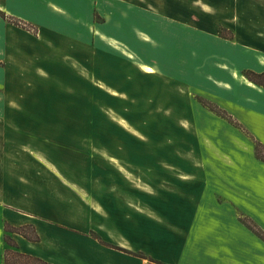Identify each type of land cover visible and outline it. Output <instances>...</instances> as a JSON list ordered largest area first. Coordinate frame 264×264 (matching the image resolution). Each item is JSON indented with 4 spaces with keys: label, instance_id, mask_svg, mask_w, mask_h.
Wrapping results in <instances>:
<instances>
[{
    "label": "rangeland",
    "instance_id": "1",
    "mask_svg": "<svg viewBox=\"0 0 264 264\" xmlns=\"http://www.w3.org/2000/svg\"><path fill=\"white\" fill-rule=\"evenodd\" d=\"M115 2L116 6L100 0V9L94 12L95 25L84 21L75 37L83 57L76 59L65 52L74 46L50 42L43 36L42 27L13 15L5 8V0H0V152L10 164L27 168L15 169L18 174L28 175L32 169L33 173L45 169L66 174L62 183L67 184L68 206L82 218L72 215L68 220L73 226L67 228L75 232H67L69 249H92L90 234L98 233V228L104 240L111 242L110 236L113 244L125 243L122 215L127 206L131 217L125 222L132 233L155 237V254L150 257L167 264H190L186 240L176 229L164 226L170 220L163 214L152 213L154 201L162 194L156 181L172 187L167 177L155 179L160 175L155 164L192 163L194 158L201 166L204 123L210 126L218 120L192 98H203L199 87L203 63L219 65L220 58L204 57L201 37H196L194 52L187 44L180 47L181 54L175 46H162L172 58L168 56V61L162 59L166 56L162 52L145 46L142 59L161 63L167 72L179 74V80L175 77L172 81L171 76L160 72L137 73L135 65H128L124 57L122 23L113 20L116 11L121 13L122 2ZM39 4L37 0H8L7 5L29 17ZM54 13L61 16L57 9ZM214 49L219 51L217 44ZM131 59L140 62L136 56ZM246 71L251 70L244 68L242 73ZM187 73L197 85H188L184 78ZM240 91L252 96L249 89ZM246 104L238 109L250 125L251 112ZM48 131L52 135L49 140L44 134ZM58 132L62 133L59 139ZM184 171L170 172L180 180L189 179ZM196 174L193 179L201 184V171ZM143 188L151 197L148 202L140 198ZM110 193L116 195L115 202H107ZM110 208L114 215L107 214ZM138 217L146 224H140ZM73 221L80 222L75 226ZM2 237L5 251L9 247L5 232ZM134 243L138 246L141 241L134 239ZM67 259L68 264H76L74 251Z\"/></svg>",
    "mask_w": 264,
    "mask_h": 264
},
{
    "label": "crops",
    "instance_id": "2",
    "mask_svg": "<svg viewBox=\"0 0 264 264\" xmlns=\"http://www.w3.org/2000/svg\"><path fill=\"white\" fill-rule=\"evenodd\" d=\"M37 1L40 2L39 9H34V14L29 17L12 11L7 5L8 0H5L4 6L13 15L42 27L43 36L50 42H64L74 46V50L65 51L68 55L76 59L83 57L82 47L77 49L78 41L75 37L81 33L85 20L95 25L94 12L100 9V0ZM106 1L115 6V1L122 2V11H116L113 20H121V40L126 49L124 57L128 59V65H135L137 73H147L142 69L143 66L151 69L147 75L160 72L171 76L172 81L175 77L179 80V74L167 72L161 63L143 60L144 47L149 46L162 52L166 55L162 59L168 61L171 56L164 48L165 44L178 48V54H181L180 47L182 49L184 44L194 52L196 37H201L204 57L220 58L219 65L203 63L202 86L199 85L203 98L225 110L264 146V88L250 82L242 73L244 68L264 73V0ZM55 9L61 11V16L54 13ZM40 10L49 15L44 16ZM221 29L229 33L231 39L221 37ZM208 42L207 50L205 44ZM214 44L218 45V52ZM132 56L140 58V62L132 61ZM184 78L188 85H197L191 82L193 77L190 74L187 73ZM243 88L252 91L250 98L241 93ZM192 100L215 116L218 122L210 126L204 123L201 166L194 158L192 163L155 164L160 173L155 179L167 177L172 187L157 184L159 182L156 181L162 194L154 201L155 212L152 213L163 214L164 218L170 220L164 226L176 229L181 239L186 240V255L190 264H264V240L242 221L243 218L249 219L264 233V161L256 157L255 144L241 129L202 106L196 96ZM244 103H247L245 106L249 105L251 112L250 125H247L238 109ZM44 134L49 136L46 137L48 140L52 139L50 131ZM61 134L58 132L57 139L61 138ZM4 154L0 152V264H4L3 253L9 248H5V251L3 248L5 224L13 227L33 226L39 236L38 242H32L19 234H11V237L20 253L51 264H68L67 258H70L73 251L76 264H147L144 263L147 261L155 264L137 256L143 253L147 258H152L149 254L155 252L156 240L152 236H143L141 233L135 236L132 233L130 224L128 228L125 222L131 217L127 206L123 210L127 215H122V234L126 242L132 241L133 244H113L110 236L108 240L111 242H108L101 238L98 228V233L92 231L90 234L92 249L82 246L69 249L67 232H75L67 228L73 226L68 220L75 213L68 206L67 184L62 183L66 174L45 169L36 173L32 169L28 175L18 174L15 169L24 171L25 168L19 163H11L12 166ZM173 169L185 170L186 176L190 178H175L170 172ZM200 171L201 184L193 179ZM162 186L166 189L163 190ZM141 191L140 198L143 201L150 200L147 190L143 188ZM115 196L113 193L107 195V202H115ZM110 210L107 211L108 215L112 214ZM98 214L94 213L99 217ZM142 218L138 217L139 223L146 224V221L141 222ZM79 222L75 221V226ZM92 233L121 250L103 245ZM134 239L141 243L137 246ZM120 251H129L133 254L127 253L128 257H133L125 258V254Z\"/></svg>",
    "mask_w": 264,
    "mask_h": 264
},
{
    "label": "trees",
    "instance_id": "3",
    "mask_svg": "<svg viewBox=\"0 0 264 264\" xmlns=\"http://www.w3.org/2000/svg\"><path fill=\"white\" fill-rule=\"evenodd\" d=\"M219 35L225 39H231V35L229 33L227 34L224 29L220 30ZM243 75L250 82L264 88V73H256L254 71H246L243 73ZM196 99L202 104V106H204L208 110L212 111L214 114L221 117L222 119L227 120L231 125L241 129L255 144L256 157L258 159L264 161V146L261 143L257 142L249 134V132H247L238 122H236L225 110H223L220 107L210 103L208 100H206L204 98H196ZM242 221L246 224V226L248 228H250L254 233H256L259 237H261L264 240V233L254 223H252V221H250L247 218H243ZM28 230L30 231V233H28ZM4 232L6 233L5 242L9 246V248L4 253V264H51V263H49L45 260H42L38 257H34V256H30V255L20 253L18 251L17 244L15 243V241L11 237V234H19V235L23 236L24 238H26L32 242H38L39 236L36 233V230L33 226L26 225V226H22V227H13L10 224H5ZM92 235L95 238H97L103 245L121 250V248L101 240L100 237L96 233H92ZM127 253L133 254L129 251H127ZM137 256L149 259L152 263H155V264H166V263L154 260L153 258H147L143 253H139Z\"/></svg>",
    "mask_w": 264,
    "mask_h": 264
},
{
    "label": "bare ground",
    "instance_id": "4",
    "mask_svg": "<svg viewBox=\"0 0 264 264\" xmlns=\"http://www.w3.org/2000/svg\"><path fill=\"white\" fill-rule=\"evenodd\" d=\"M142 69H143L145 72H147V73L150 72V71H149V68H147V67H143V66H142Z\"/></svg>",
    "mask_w": 264,
    "mask_h": 264
},
{
    "label": "snow or ice",
    "instance_id": "5",
    "mask_svg": "<svg viewBox=\"0 0 264 264\" xmlns=\"http://www.w3.org/2000/svg\"><path fill=\"white\" fill-rule=\"evenodd\" d=\"M149 71H151V69H149Z\"/></svg>",
    "mask_w": 264,
    "mask_h": 264
}]
</instances>
